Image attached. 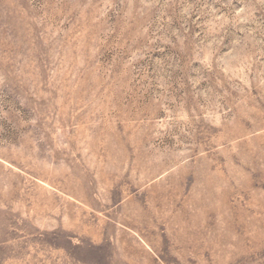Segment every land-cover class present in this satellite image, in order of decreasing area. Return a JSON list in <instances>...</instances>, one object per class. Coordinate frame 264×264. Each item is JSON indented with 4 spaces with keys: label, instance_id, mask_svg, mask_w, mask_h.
<instances>
[{
    "label": "rangeland",
    "instance_id": "rangeland-1",
    "mask_svg": "<svg viewBox=\"0 0 264 264\" xmlns=\"http://www.w3.org/2000/svg\"><path fill=\"white\" fill-rule=\"evenodd\" d=\"M0 264H264V0H0Z\"/></svg>",
    "mask_w": 264,
    "mask_h": 264
}]
</instances>
